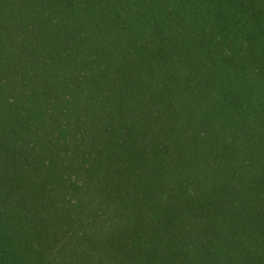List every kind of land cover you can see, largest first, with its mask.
Segmentation results:
<instances>
[{
	"label": "trees",
	"instance_id": "trees-1",
	"mask_svg": "<svg viewBox=\"0 0 264 264\" xmlns=\"http://www.w3.org/2000/svg\"><path fill=\"white\" fill-rule=\"evenodd\" d=\"M0 264H264V0H0Z\"/></svg>",
	"mask_w": 264,
	"mask_h": 264
}]
</instances>
